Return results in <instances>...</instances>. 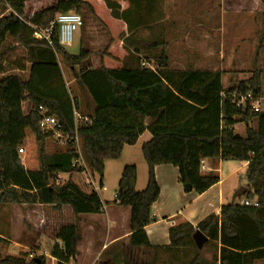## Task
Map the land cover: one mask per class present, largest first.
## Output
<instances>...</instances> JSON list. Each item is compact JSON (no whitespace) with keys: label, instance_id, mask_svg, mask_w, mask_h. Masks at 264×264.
Instances as JSON below:
<instances>
[{"label":"trees","instance_id":"obj_1","mask_svg":"<svg viewBox=\"0 0 264 264\" xmlns=\"http://www.w3.org/2000/svg\"><path fill=\"white\" fill-rule=\"evenodd\" d=\"M32 2L0 0V9L8 11V15L0 14V205L41 204L59 210L68 206L76 216L102 213L104 206L95 184L86 170L75 165L79 157L75 141L49 155L46 147L55 141L39 128V107L43 106L60 120L66 132L72 137L75 134L73 112L79 111V101L67 88L57 59L61 55L72 72L80 68L76 82L96 105L93 124L78 132L93 173L102 180L107 161L120 159L124 147L136 145L146 131L152 135L142 147L148 166L147 188L136 190L138 172L134 165L124 168L118 185L119 204L131 212L132 244L150 245L144 228L152 222V207L161 193L155 176L157 166H174L183 185L189 184L197 194H203L220 178L213 172L202 174V162L235 160L248 163L249 192L245 197L257 200L260 206L247 207L235 201L222 208L220 224L218 217L211 215L197 229L190 224L172 228L170 239L173 245L185 238L194 244L192 237L200 230L209 242L223 245L221 264L264 260V112L253 107L262 95L261 72L225 89L220 70L172 71L167 44L160 42L149 44L154 49L164 48L155 61L157 68L144 64L133 67L126 64L128 51L122 41L126 23L112 8V3L127 8L126 0H58L49 8L28 14ZM83 11L111 37L96 69L90 64V51L81 49L73 55L60 44L57 26L50 35L51 44L34 37L37 31L45 32L58 14L76 12L84 16ZM8 41L28 51L27 58L17 57L12 62L13 70L19 73L7 74L11 69L3 60ZM27 64L30 73L25 79L20 73L28 70ZM248 94L253 99L239 106L234 96ZM147 118L153 119L151 125H147ZM242 124L246 135L236 130ZM57 240L60 244L53 245L51 256L58 264H69L77 253V226L62 227ZM4 242L0 236V246ZM28 257L3 258L0 253V264H46L44 256ZM200 257L198 254L196 263Z\"/></svg>","mask_w":264,"mask_h":264},{"label":"rangeland","instance_id":"obj_2","mask_svg":"<svg viewBox=\"0 0 264 264\" xmlns=\"http://www.w3.org/2000/svg\"><path fill=\"white\" fill-rule=\"evenodd\" d=\"M57 1L34 0L32 4H28V14L30 10L34 13L49 8ZM126 1L127 8L123 9L120 4L112 3L113 11L126 23L122 36L123 44L128 51L126 64L133 67L144 64L149 68H157L155 61L161 56L164 48L154 49L149 44L160 42L167 44L168 65L172 71L200 69L215 72L220 70L223 72L225 89L237 86L259 71L262 79V95L253 107L264 112V3L261 0ZM0 14L8 15V11L2 8ZM83 14L84 16L82 14L80 16L84 20V26L75 34L73 43L66 50L73 55H78L81 49L90 51L91 66L99 67L103 53L110 46L111 37L90 13L83 11ZM27 52L15 41H8L4 48L3 60L5 67L8 70L11 69L7 74L19 73L13 70L12 62L17 57L27 58ZM57 59L67 83L76 81L80 68L72 72L61 55H58ZM29 68L30 64H27L28 70L20 73L25 79L29 77ZM75 81L67 87L73 97L78 96L80 113L90 116L92 100L85 90L77 87ZM24 112H28L27 104L24 105ZM237 132L246 135V126L239 125ZM63 149L64 147L56 142H50L46 147L49 155ZM79 150L85 166L91 173V180L94 181L103 200L110 204L114 203L118 194V185L124 167L139 161L145 162L140 150L133 151L135 153L131 158L126 151L120 159L106 162L104 187H102L101 178L89 168L82 141H80ZM145 166L144 178L147 181V165ZM140 175L142 177V170ZM235 179L242 184L240 188L247 187L246 173L242 172ZM146 185L141 188L142 191ZM243 200H246L245 196L238 198L236 202L241 204ZM26 208H32V204L0 205V235L8 240L0 246L3 258L26 254L22 249L15 248V242L29 245L33 249H36L37 245L51 248L58 241L59 227L73 222V217L67 210L59 211L53 206H45L42 213H34V218L31 219L26 213ZM68 208L72 211L71 207ZM19 209L22 210L23 216ZM45 216L49 218L48 227L41 222V218ZM35 223L43 226L32 232L31 229L34 228ZM33 249L29 252L32 253ZM40 254L37 250L33 256L30 254L28 260L33 257L39 258Z\"/></svg>","mask_w":264,"mask_h":264},{"label":"crops","instance_id":"obj_3","mask_svg":"<svg viewBox=\"0 0 264 264\" xmlns=\"http://www.w3.org/2000/svg\"><path fill=\"white\" fill-rule=\"evenodd\" d=\"M99 67H95V69ZM61 72L64 77L62 68ZM64 80L66 85H72L75 81L67 83L65 78ZM76 85L79 87L78 84ZM75 97L77 98L78 96ZM77 100L79 101V98H77ZM26 104L29 111V104ZM95 110L96 105L92 102L90 116L94 115ZM146 123L147 125H151L153 119L147 118ZM237 128L238 126L236 130ZM151 139V133L146 131L140 137L136 145L124 147L122 156L126 151H128L130 158L135 153H133V151L137 152L140 150L142 152L143 145ZM132 164L136 166L138 172L136 190L138 192H143L147 188V185L143 191L141 188H144L143 186L148 184V166L146 181L144 178V172L146 171L145 165H147L146 161H139V163ZM203 165L205 169L201 171L202 174L213 172L220 178L218 184L214 185L203 194H197L193 189L191 192H187L184 189V185L180 182L179 170L174 166L160 165L155 168V176L160 186L161 193L159 199L152 207V222L144 228L150 244L149 246H135L132 244L130 209L116 203V197L113 204L105 202L96 185L95 187L104 206L102 213L76 216L73 210L71 211L68 206L60 209L67 210L72 215L73 222L62 225L59 229L70 225H75L78 228L79 241L77 244V253L70 260L69 264H221V249L223 245L220 241H208L203 249L199 250L195 243H191L189 238L183 239L178 245H173L170 239V230L172 228L190 224L197 229L198 225L211 215L217 216L219 219L218 223L220 224L222 208L225 205L233 203L232 196L242 185L235 177L242 172L246 173L248 163L235 160L214 161L206 159L203 161ZM141 170L143 174L142 177L140 175ZM103 184L104 177L101 180L102 187H104ZM45 206L47 207L49 205L32 204V208H26V213L30 216L29 218L33 219V214L36 212H43ZM59 211L57 212L60 213ZM19 212L21 216H23L21 209H19ZM41 222H43V225L46 227L49 226V218L46 216L41 218ZM43 225L35 223L31 231L35 232ZM2 237L7 240L4 236ZM14 244L16 249H22V251L29 254V256L30 254L33 256L38 250V252L41 253L40 255L46 258V264H58V261L51 256V248L53 246L51 248H44L37 245L36 249H33L29 245L18 242ZM55 244L60 243L57 241V243L53 245ZM32 249L33 252L30 253L29 251ZM198 254H201V257L196 263L195 260ZM263 263L264 260H261L255 264Z\"/></svg>","mask_w":264,"mask_h":264},{"label":"built area","instance_id":"obj_4","mask_svg":"<svg viewBox=\"0 0 264 264\" xmlns=\"http://www.w3.org/2000/svg\"><path fill=\"white\" fill-rule=\"evenodd\" d=\"M84 22L81 16L74 12L68 13H60L56 16V19L50 27L45 32L37 31L34 34V37L38 40H47L50 44V35L52 34L55 26L59 29V42L62 46L69 47L73 41L75 34L83 27ZM236 98V102L239 106L244 105L247 100H252L253 96L248 94L246 96H234ZM39 113L41 115V119L39 122V128L42 132L46 134H50L52 139L62 147H65L69 141H75L77 152L79 154L78 159L75 162V165L82 167L84 170L87 171L89 176L91 177V173L88 170V167L85 166L84 161L82 159V154L79 150V144L81 138L79 136V129L84 126H90L94 122V118L92 116H85L77 110L73 112V120H74V136L68 132H66L64 125L60 122V120L53 115H49L47 110L43 107H39ZM23 150H20L22 153ZM204 165L202 162V170H204ZM94 183V181H92ZM95 184V183H94ZM116 202L119 204V199L116 196ZM241 205L247 207H256L258 208L260 204L257 200L249 201L243 200Z\"/></svg>","mask_w":264,"mask_h":264},{"label":"water","instance_id":"obj_5","mask_svg":"<svg viewBox=\"0 0 264 264\" xmlns=\"http://www.w3.org/2000/svg\"><path fill=\"white\" fill-rule=\"evenodd\" d=\"M184 189L187 192H191L192 191V186L189 185V184L184 185ZM248 192H249V188H247V187L239 188L235 192V194L233 195L232 202L234 203L238 198L245 196ZM216 222H219L218 218L216 219ZM193 241H194L195 245L197 246V248L199 250H202L203 247L205 246V244L208 243L209 238L206 237L200 230H197L195 232V234L193 235Z\"/></svg>","mask_w":264,"mask_h":264}]
</instances>
